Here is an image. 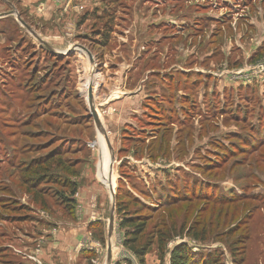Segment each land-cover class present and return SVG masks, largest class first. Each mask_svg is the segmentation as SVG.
<instances>
[{"label":"rangeland","instance_id":"1","mask_svg":"<svg viewBox=\"0 0 264 264\" xmlns=\"http://www.w3.org/2000/svg\"><path fill=\"white\" fill-rule=\"evenodd\" d=\"M88 1L100 2V8L57 27L29 17L18 0L0 2L1 14L11 4L44 41L46 27L65 34L67 44L47 40L56 44L50 43L54 53L70 57L61 59L63 74L49 80L56 64L49 63L46 46L16 16L0 25V264L16 258L17 251L39 247L47 231L56 234L82 220L79 190L74 206L67 200L71 184L79 189L86 149L97 153L101 147L85 137L86 129L97 127L91 93L112 161L107 181L98 162L99 196L89 203L95 220L80 243L78 263L92 256L94 263L86 264H107L112 201L121 187L131 198L128 214L118 215L115 204L113 264H139L124 246L120 226L124 216L135 214L149 220L141 244L153 239L154 246L146 264H169L170 251L182 243L196 264L209 258L233 264L232 243L245 234L250 214L249 260L259 261L264 253V0ZM77 45L84 49L69 53ZM86 50L96 63L95 83ZM132 68L126 82L141 93L131 98L136 111L114 121L127 105L119 110L113 103L135 96L119 77L121 69L126 74ZM72 76L76 82L69 89L64 85ZM114 89L115 96L105 97ZM175 198L181 203L167 208ZM163 232L169 237L161 258Z\"/></svg>","mask_w":264,"mask_h":264},{"label":"crops","instance_id":"2","mask_svg":"<svg viewBox=\"0 0 264 264\" xmlns=\"http://www.w3.org/2000/svg\"><path fill=\"white\" fill-rule=\"evenodd\" d=\"M19 6L28 13V16L31 18H37L40 20H43L46 24L55 25V27L61 25V23H65L68 25L77 23V20L80 16H85L86 14L91 12V9L97 10L100 7V2L98 1H85L81 3L80 5H77L74 3V0L70 1H61V0H18ZM78 8H81V12L78 11ZM1 9H5L3 7V4H1ZM87 19V21H86ZM85 21H90V17H86ZM31 20V19H29ZM34 21V20H33ZM56 28H50L46 27L44 36L45 41L53 48L51 50L52 52H55V48L50 44L52 42H48L47 39L56 40L55 43L59 45L67 44L64 40L65 34L62 36L61 32H56ZM61 31H63V28L60 27ZM64 37V38H63ZM54 44V43H52ZM54 44V45H56ZM57 44V45H58ZM64 47V46H62ZM50 50V49H49ZM57 50V49H56ZM58 52V50H57ZM56 52V53H57ZM89 64V63H88ZM86 67V66H85ZM89 74L90 72V65L88 67ZM133 68L129 69L126 74L121 69L120 72V78L121 83H125V89L128 93L132 94L134 93L135 96L129 97L125 99L124 101H116L113 103V106L117 109H121V107H124L126 104L127 107H125L123 113L121 115H117L113 117V120H118L121 116L126 118V115H131L132 112L136 111V107L132 106V100L131 98H136L140 96V94H136V89H131L128 85V81L131 77ZM136 72V71H135ZM93 75V74H92ZM96 78V76L94 75ZM116 82H118L116 78ZM74 81L68 80L66 81L65 85L67 88L73 87ZM70 89V88H69ZM117 93L114 89V91H110L108 94L105 95V97L115 96ZM110 95V96H109ZM106 100V99H105ZM95 103V102H94ZM96 105V103H95ZM97 107V105H96ZM87 110H89L87 108ZM133 115V113H132ZM104 129V130H103ZM105 128L102 126L101 132L96 127L95 129H86L85 130V137H89L90 141H99L101 146L97 153L95 151H92L90 148L87 150L86 153L82 156V164H81V173L78 177L79 179V192L77 195V205H81L79 207L82 208L81 216L83 217L82 220L77 221L76 223H70L68 226H66V230H61L54 233V231H47L46 236H43L44 240L41 242L39 247H37L34 250L26 249L25 251L20 250L16 253V258L10 259V263H3V264H80L78 263V254L80 251V243L82 242L85 235H88L87 232L88 226L90 223H92L95 219H92L91 217L94 216L96 213L93 211V208L90 206V202L92 204V201L96 199L97 196H99V189H98V180L96 175V169L99 166L98 162L101 163V172L103 179L107 181L106 172L109 170V151L108 148L104 147V142L102 138V133L105 134ZM107 140V139H106ZM109 146V145H107ZM90 152V153H89ZM88 202V204H87ZM76 208V214L78 212V208ZM85 218V219H84ZM41 240V239H40ZM21 241H23L21 239ZM30 243H28V247H32V243H36V240L33 241L29 240ZM93 242V241H92ZM28 255V257H27ZM35 255L36 259L31 258L30 256ZM92 256L90 258H84L83 262L81 264H86L89 260L92 261ZM93 262V261H92ZM94 263V262H93ZM260 263L264 264V261H261ZM149 264V263H148ZM170 264V263H169Z\"/></svg>","mask_w":264,"mask_h":264},{"label":"trees","instance_id":"3","mask_svg":"<svg viewBox=\"0 0 264 264\" xmlns=\"http://www.w3.org/2000/svg\"><path fill=\"white\" fill-rule=\"evenodd\" d=\"M22 18L24 21H26L28 25L32 26V24L29 23L27 20H25L23 16ZM5 23H7V20L0 21V25L2 26H4ZM42 50L44 54L48 57L47 59L49 63H51L53 60L55 61L54 65L56 64V66L54 67V71L49 73V80L56 79V75H58V73H61V72L63 74V71H64L61 69L62 68L61 59L68 60L70 59V57H64V56L58 55L57 53L52 52L46 47L42 48ZM11 52L12 50L7 51V53H11ZM46 63L48 62H45V64ZM34 70L36 71L37 69H34ZM68 80L69 78L66 79V81ZM70 80L74 81V84H75L76 77L72 76L70 77ZM84 106H85L84 109H85L86 115L88 114L89 116L88 118L92 120V117L91 115H89V111L87 110L86 105ZM77 173H78V170H77ZM77 190H79L77 189V185L74 183L71 184V195L72 196H71V199L69 198L67 200V202L69 203V206H74L76 204V201L75 199H73V197L76 195ZM129 198H131L129 192L124 187L119 188L117 197H116L118 215L128 214L129 203L127 200ZM175 199L176 200H173V202L168 204L166 207L170 209L172 207H176L177 205L181 203V199L179 198H175ZM251 217L252 215L250 214L246 220L247 223H245V229H244L245 234L243 233L244 235H240L232 243L231 252L233 255V259H232L233 264H260L261 261H264V253L260 257V260L257 262L252 263L249 260V254L251 252L250 242H252L251 241L252 240L251 231H252V224H253L252 223L251 228H249L250 226L249 220H251ZM169 219H170V215H169ZM148 221H149L148 217H143L142 215L135 214L130 217L124 216L120 223L121 228L125 230L126 239L124 240V243H125L124 246L134 255V257L137 259L139 264H146V256L149 254V252L151 251V248L154 246L153 239H150L149 241H146L145 243L141 244V241L144 239L145 230L147 228ZM184 226H185V222H184ZM239 230L240 228H237V232H239ZM173 231H174V228H173ZM162 236L163 238H161V241H159L158 243L159 256L161 258H163L164 256V247L166 246V243L168 241L167 237H169L166 232H163ZM7 262L10 263L11 260H5L3 263H7ZM170 264H196L195 260L191 258V252L187 244L185 243L178 244L170 251ZM202 264H223V263L221 262V258H218V259L209 258L203 261Z\"/></svg>","mask_w":264,"mask_h":264},{"label":"water","instance_id":"4","mask_svg":"<svg viewBox=\"0 0 264 264\" xmlns=\"http://www.w3.org/2000/svg\"><path fill=\"white\" fill-rule=\"evenodd\" d=\"M18 21L25 26V23L21 20V18L18 16ZM34 36L43 44L45 45L48 49L50 50H53V48L46 42L44 41L43 39L39 38L38 35H36L35 33H33ZM78 49H84V47H81L79 45L75 46L74 48H71L69 50V53L75 51V50H78ZM87 51V50H86ZM88 53V56H89V61H90V66H91V69L93 71V73L97 72V68H96V63H95V60H94V57L93 55L87 51ZM90 102L92 104V111H91V114H92V117L95 121V124L98 128V130L101 132L102 130V125H101V122H100V119H99V114H98V111H97V107L94 103V99L93 97L90 98ZM113 192L114 191V188H112ZM115 204H116V197H115V193H114V197H113V201H112V214H111V219H110V225H109V233H108V236H109V245H108V251H107V264H113V244H112V238H113V233H114V230H115Z\"/></svg>","mask_w":264,"mask_h":264},{"label":"flooded vegetation","instance_id":"5","mask_svg":"<svg viewBox=\"0 0 264 264\" xmlns=\"http://www.w3.org/2000/svg\"><path fill=\"white\" fill-rule=\"evenodd\" d=\"M0 2L1 3H3L2 2V0H0ZM8 4H10V3H8ZM10 6H11V10L10 11H7V12H4V14H1L0 15V21H2V20H6V19H9V18H12V17H14V16H16V18L19 16V12H17L16 10H15V8L10 4ZM1 16H3V17H1ZM20 18H21V20L24 22V20H23V18H22V16L20 15L19 16ZM18 21V20H17ZM19 22V21H18ZM25 23V22H24ZM22 26V25H21ZM24 29H26L28 32H31L32 34L33 33H36L35 32V30H33V27L32 26H30V25H28V24H26L25 23V26L23 25L22 26Z\"/></svg>","mask_w":264,"mask_h":264},{"label":"bare ground","instance_id":"6","mask_svg":"<svg viewBox=\"0 0 264 264\" xmlns=\"http://www.w3.org/2000/svg\"><path fill=\"white\" fill-rule=\"evenodd\" d=\"M89 65H90V64H89ZM90 72H91L92 74H94L93 71H92V69H91V66H90ZM95 73H96V72H95ZM91 80H92L93 83H95V77H94V75L91 77ZM93 89H94V87H93L91 90L93 91ZM93 96H95L94 93H93V94L91 93L90 97H93ZM88 98H89V97H88Z\"/></svg>","mask_w":264,"mask_h":264}]
</instances>
